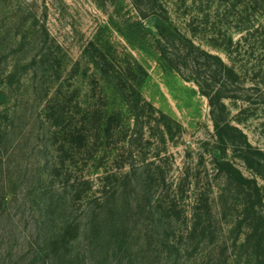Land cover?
Returning a JSON list of instances; mask_svg holds the SVG:
<instances>
[{
  "label": "rangeland",
  "instance_id": "1",
  "mask_svg": "<svg viewBox=\"0 0 264 264\" xmlns=\"http://www.w3.org/2000/svg\"><path fill=\"white\" fill-rule=\"evenodd\" d=\"M166 2L180 31L238 75L231 94L242 99H224L228 120L264 152V12L244 0H203L187 1L191 13L185 14ZM134 21L153 30L130 0H0V264H128L108 230L94 236L85 224L90 209L100 214L106 187L112 194L119 184L112 174L143 161L164 180L150 187L149 214L134 215L129 227L131 264H264V235L248 238L250 226L264 233V167H248L226 151L242 175L255 180L258 194L232 185L220 191L223 176L212 170L203 146L213 143L206 97L158 62L150 33L125 34ZM94 40L110 57H132L146 71L141 97L180 126L173 141L163 144L155 127L133 135L127 111L124 141L115 136L85 149L63 141L56 126L78 123L77 104H102L94 82L91 88L95 70L84 57ZM111 96L103 102L117 110ZM119 193L141 202L133 187ZM197 194L209 197L210 216L190 235ZM244 197L258 213L244 212ZM156 200L175 201L168 225L156 223ZM68 224L77 231L66 230Z\"/></svg>",
  "mask_w": 264,
  "mask_h": 264
},
{
  "label": "trees",
  "instance_id": "2",
  "mask_svg": "<svg viewBox=\"0 0 264 264\" xmlns=\"http://www.w3.org/2000/svg\"><path fill=\"white\" fill-rule=\"evenodd\" d=\"M173 1L174 8L186 14V11L191 13L190 7L193 4H200L203 0ZM187 1L191 2V6L186 5ZM244 1L250 5L253 4V7H259L264 12V0ZM130 2L139 18L152 20L151 27L153 30L146 28L143 22L140 21L126 22V29H122L125 34L130 36L131 34L143 35L144 33H150L158 62L164 68L175 71L185 80L194 82L198 87V91L207 99L213 127V143H205L203 146L206 147L205 153L209 158L212 170L223 176L224 187L220 191L223 192L232 185L234 188H241L242 190L252 189L258 194L255 180L244 177L225 156L226 151L230 150L248 167L254 169L264 167V152L254 149L241 129L232 124L227 117L224 99H242L231 94L234 91L232 88L234 83L237 82L238 84V75L219 56L201 49L191 38L180 31L169 17L165 0H130ZM190 17L191 24H193V16ZM84 57L90 61L89 63L95 70L91 76V88L93 87L92 82H94L100 93L102 104L100 106L90 101H85L83 106L77 104V112L80 115L77 124L73 122L67 124L68 126H60V124L56 126L57 124L54 123L58 133L63 135L61 137H63L65 143H73L85 149L88 145L96 146L98 140L99 145H104V142L115 136L122 135L124 141L127 133L125 131L127 123H124V117H122L124 113L122 111H127V118L132 120L130 132L133 135H136L137 129L142 131L145 127L147 129L155 127L163 144L167 140L173 141L174 137L179 135L180 126L176 122L170 121L163 113L156 111L150 103L141 97V86L147 77V73L134 58L121 60L119 57H110L105 49L101 47V44L95 40L88 42V45L85 46ZM199 62H203L202 65L205 66L207 73L199 71L201 70L198 67ZM110 91L117 98V106L121 108V111H119V108L116 110L117 107L108 109L107 102H103L111 96ZM52 104L57 106L58 102L52 101ZM200 157H204L203 154ZM145 163L144 161L138 164L127 163V170L118 175L112 174L119 184L114 188L115 191L112 194H108V186L106 187L98 198L100 214L90 209L88 221L85 224V227H88V230L94 236L99 235L102 230H108L107 236L110 234V239L117 243L118 251L123 252L124 259L128 264H131V260L127 256V249L129 246V227L135 223L133 217L144 212L149 214L150 210L147 211V205H149L150 187L158 177L162 181L164 180L163 172L152 173ZM122 167L119 166V168ZM184 177L187 176L184 175ZM105 178L107 179L108 176ZM118 186L133 187L134 192H139L141 202L136 204L133 199L123 196L124 193H119ZM241 203L244 212L258 213L256 211L257 204L249 198L244 197ZM257 203H261V200L257 199ZM175 205L174 200H156L154 206L160 210L156 223L168 225L171 218H173L171 217L172 214L176 211ZM105 207L107 212L103 213ZM210 208L209 197H202L201 194H197L190 206L189 213L192 220L190 235L197 230L199 225L203 224L204 220L208 222ZM132 209L136 213L130 214ZM91 222L92 230L89 226ZM70 228L77 231L75 226L68 224L66 230ZM250 229L252 233L250 232L251 235H248V238L255 235L260 237L264 235L262 232L260 234L257 232V226H250ZM69 244L70 241L66 242L64 246L67 247Z\"/></svg>",
  "mask_w": 264,
  "mask_h": 264
}]
</instances>
